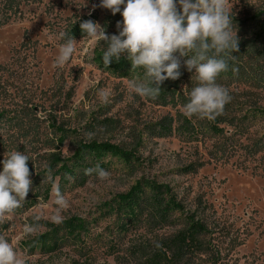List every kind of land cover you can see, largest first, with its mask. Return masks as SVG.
Here are the masks:
<instances>
[{"label":"rangeland","instance_id":"374dc122","mask_svg":"<svg viewBox=\"0 0 264 264\" xmlns=\"http://www.w3.org/2000/svg\"><path fill=\"white\" fill-rule=\"evenodd\" d=\"M99 4L0 0V171L4 154L17 150L30 157L32 180L23 206L0 219V235L25 264H148L152 251L171 241L187 251L180 264H264V86L219 75L232 98L212 121L186 116L169 98H141L130 82L142 80L144 69L107 72L95 61L107 44L80 29L92 20L118 34L122 16ZM227 8L240 37L253 15L264 20V0H228ZM70 36L79 42L76 51L56 68ZM189 75L197 86L194 71ZM92 140L133 157L78 161V143ZM97 163L108 180L84 175ZM137 182L141 206L130 213L118 196ZM56 187L67 207L55 203ZM148 200L169 206L152 219ZM75 221L83 228L68 234Z\"/></svg>","mask_w":264,"mask_h":264},{"label":"clouds","instance_id":"9594fccd","mask_svg":"<svg viewBox=\"0 0 264 264\" xmlns=\"http://www.w3.org/2000/svg\"><path fill=\"white\" fill-rule=\"evenodd\" d=\"M227 3L228 0H100V8L122 16L116 23L118 34H107L105 27L92 20L83 21L80 29L84 37L107 44L102 55L105 66L125 56L131 71L144 69L142 80L130 82L134 94L141 98L157 99L164 81L181 76V58L188 57L183 61L184 67L194 71L199 83L190 91L183 112L188 117L212 121L223 114L232 98L228 89L217 83L219 75L229 70L225 57L239 51V38L237 31H233ZM59 36L64 39L67 34L61 32ZM78 43L74 37H67L53 66L67 64ZM29 160L27 154L17 150L4 154L0 171V219L22 207L31 190ZM84 175H95L105 181L111 174L97 163L86 168ZM50 178L49 174L42 183ZM54 195L58 206L67 207L68 202L58 187ZM53 219L58 221L57 217ZM33 231V225L24 226L26 234ZM0 264H25L4 235H0Z\"/></svg>","mask_w":264,"mask_h":264},{"label":"trees","instance_id":"16d2710c","mask_svg":"<svg viewBox=\"0 0 264 264\" xmlns=\"http://www.w3.org/2000/svg\"><path fill=\"white\" fill-rule=\"evenodd\" d=\"M260 14H255L245 25H240L242 36L239 38V51L233 52L232 55L229 54L225 57L228 61L229 70L227 72L221 73L225 74L232 81H247L250 80L254 82L256 86H264V20L259 19ZM103 52L99 51L95 54V61L107 72H115L121 75H127L131 72L138 73L141 68H137L131 71V64L127 59L120 58L119 61L113 59L112 62L107 66L103 64L102 61ZM188 59V57L181 58V76L176 80H166L161 85V93L156 99L158 102H165L166 98L173 101V104L182 106L188 101L183 95H187L192 90L193 86L190 85L188 80L191 78L189 71L184 67L183 61ZM243 61L250 66L249 71H246L242 65ZM238 65V66H237ZM233 69L236 71L234 72ZM220 74V75H221ZM109 154L112 156H118L123 160H130L133 157L131 152L124 151L116 145L110 144L108 142H98V141H85L79 142L74 157L81 160L84 155H89L96 159H100L103 155ZM67 172H71V168H66ZM139 182L131 187L130 191L126 194L119 195V200L124 203L130 213L133 212L134 208L141 206V201H139L140 194ZM149 204H150V200ZM169 204V203H168ZM157 205L150 204V209L148 216L154 219L155 211L159 208H168L169 205ZM83 225L79 221H75L69 224L68 234H73L76 229H82ZM73 231V232H72ZM41 244L45 245L46 240L40 238ZM185 243V242H184ZM174 244V245H172ZM172 247L175 251H164L163 248ZM158 249L153 250L151 256L148 257V264H180L185 258L187 251H184L183 244L181 246L180 242H161Z\"/></svg>","mask_w":264,"mask_h":264}]
</instances>
